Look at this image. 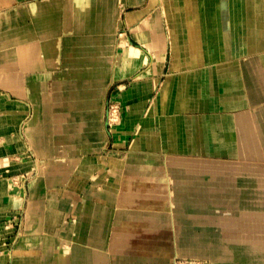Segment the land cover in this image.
Returning <instances> with one entry per match:
<instances>
[{
	"label": "crops",
	"instance_id": "obj_1",
	"mask_svg": "<svg viewBox=\"0 0 264 264\" xmlns=\"http://www.w3.org/2000/svg\"><path fill=\"white\" fill-rule=\"evenodd\" d=\"M176 258L264 264V0H0V264Z\"/></svg>",
	"mask_w": 264,
	"mask_h": 264
},
{
	"label": "built area",
	"instance_id": "obj_2",
	"mask_svg": "<svg viewBox=\"0 0 264 264\" xmlns=\"http://www.w3.org/2000/svg\"><path fill=\"white\" fill-rule=\"evenodd\" d=\"M113 110H109L108 112V115H107V121L110 123V116L112 114ZM173 264H195L193 261H190V260H185V259H179V258H176L174 261H173Z\"/></svg>",
	"mask_w": 264,
	"mask_h": 264
},
{
	"label": "rangeland",
	"instance_id": "obj_3",
	"mask_svg": "<svg viewBox=\"0 0 264 264\" xmlns=\"http://www.w3.org/2000/svg\"><path fill=\"white\" fill-rule=\"evenodd\" d=\"M110 109L114 111V115L116 116V120L118 121L119 111H118V109H117V106L112 105V107H110ZM110 109H109V110H110Z\"/></svg>",
	"mask_w": 264,
	"mask_h": 264
},
{
	"label": "bare ground",
	"instance_id": "obj_4",
	"mask_svg": "<svg viewBox=\"0 0 264 264\" xmlns=\"http://www.w3.org/2000/svg\"><path fill=\"white\" fill-rule=\"evenodd\" d=\"M114 117H116V116L114 115Z\"/></svg>",
	"mask_w": 264,
	"mask_h": 264
}]
</instances>
